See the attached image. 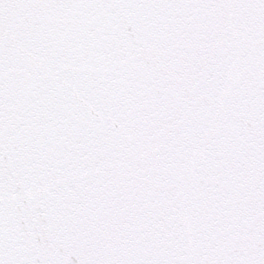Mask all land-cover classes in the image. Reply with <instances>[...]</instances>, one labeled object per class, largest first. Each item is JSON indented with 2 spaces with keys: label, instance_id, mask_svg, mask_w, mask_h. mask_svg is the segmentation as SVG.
Returning <instances> with one entry per match:
<instances>
[{
  "label": "snow or ice",
  "instance_id": "obj_1",
  "mask_svg": "<svg viewBox=\"0 0 264 264\" xmlns=\"http://www.w3.org/2000/svg\"><path fill=\"white\" fill-rule=\"evenodd\" d=\"M0 264H264V0H0Z\"/></svg>",
  "mask_w": 264,
  "mask_h": 264
}]
</instances>
